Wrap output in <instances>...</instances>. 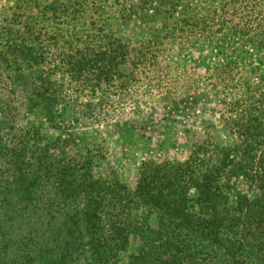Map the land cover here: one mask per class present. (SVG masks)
Returning <instances> with one entry per match:
<instances>
[{"label": "trees", "instance_id": "16d2710c", "mask_svg": "<svg viewBox=\"0 0 264 264\" xmlns=\"http://www.w3.org/2000/svg\"><path fill=\"white\" fill-rule=\"evenodd\" d=\"M51 2L59 3L45 8L53 15L69 8ZM76 2L81 14L93 5ZM16 4L30 13L23 25L0 18V264H264V70L250 68L252 78L234 86L220 130L192 141L182 161L142 162L131 189L113 172L97 173L107 148L76 132V112L66 111L77 98L67 91L126 90L160 62L156 44L170 35L131 41L84 29L79 48L50 63V48L32 38L39 5ZM184 23L171 37L193 43ZM241 50L215 69L229 76ZM63 60L70 67L51 79L47 68Z\"/></svg>", "mask_w": 264, "mask_h": 264}, {"label": "rangeland", "instance_id": "374dc122", "mask_svg": "<svg viewBox=\"0 0 264 264\" xmlns=\"http://www.w3.org/2000/svg\"><path fill=\"white\" fill-rule=\"evenodd\" d=\"M16 1L0 0V18L6 16L2 26H21L30 14L18 8ZM51 1L36 0L39 7L32 9L31 15L36 16L32 38L50 48V63L52 55L78 49L79 33L84 29L86 33H113L131 41L170 35L156 44L162 55L160 62L141 70V76L133 77L126 90H98L94 94L89 89L79 92V86L74 85L67 91L77 98L66 111L76 112V132L107 148V157L97 173L105 176L113 172L131 189L136 186L142 162L182 161L192 141L202 139L212 128L220 130V115L241 88L234 86L243 84L248 76L252 78L250 68L264 70V0H92L93 5L90 2L84 14L74 10L78 7L76 0H61L63 6L67 1L69 8L58 15L50 13L59 7ZM186 21L192 25L193 43L171 37ZM200 33L212 37L203 42L198 39ZM236 48L244 50L245 58L232 65L229 76L224 77L214 64L221 62V56L236 60ZM58 67L67 70L70 66L65 60L62 66L49 65L51 79L62 78ZM223 78L231 82V89H223ZM222 138L228 140L224 135Z\"/></svg>", "mask_w": 264, "mask_h": 264}]
</instances>
